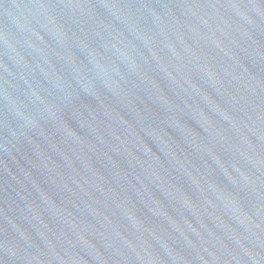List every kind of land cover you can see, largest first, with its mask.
<instances>
[{
	"label": "water",
	"instance_id": "1",
	"mask_svg": "<svg viewBox=\"0 0 264 264\" xmlns=\"http://www.w3.org/2000/svg\"><path fill=\"white\" fill-rule=\"evenodd\" d=\"M0 264H264V0H0Z\"/></svg>",
	"mask_w": 264,
	"mask_h": 264
}]
</instances>
